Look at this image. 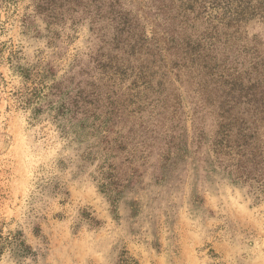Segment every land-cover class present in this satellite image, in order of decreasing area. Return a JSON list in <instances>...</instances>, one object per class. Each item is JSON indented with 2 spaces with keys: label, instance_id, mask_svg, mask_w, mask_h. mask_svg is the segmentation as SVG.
<instances>
[{
  "label": "rangeland",
  "instance_id": "obj_1",
  "mask_svg": "<svg viewBox=\"0 0 264 264\" xmlns=\"http://www.w3.org/2000/svg\"><path fill=\"white\" fill-rule=\"evenodd\" d=\"M34 10L0 0V264H264V192L216 165L211 119L183 94L166 167L156 148L106 152L59 112L90 80L88 20ZM246 31L264 51V23Z\"/></svg>",
  "mask_w": 264,
  "mask_h": 264
},
{
  "label": "trees",
  "instance_id": "obj_2",
  "mask_svg": "<svg viewBox=\"0 0 264 264\" xmlns=\"http://www.w3.org/2000/svg\"><path fill=\"white\" fill-rule=\"evenodd\" d=\"M34 9L49 26L88 20L90 80L59 112L100 133L106 152L133 161L156 148L166 167L184 94L214 124L216 165L264 192V51L246 35L264 23V0H34Z\"/></svg>",
  "mask_w": 264,
  "mask_h": 264
}]
</instances>
